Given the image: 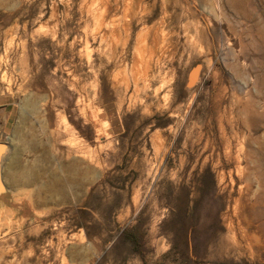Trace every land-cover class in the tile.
<instances>
[{
  "label": "rangeland",
  "instance_id": "rangeland-1",
  "mask_svg": "<svg viewBox=\"0 0 264 264\" xmlns=\"http://www.w3.org/2000/svg\"><path fill=\"white\" fill-rule=\"evenodd\" d=\"M128 1L0 0V264H264V4Z\"/></svg>",
  "mask_w": 264,
  "mask_h": 264
},
{
  "label": "bare ground",
  "instance_id": "bare-ground-1",
  "mask_svg": "<svg viewBox=\"0 0 264 264\" xmlns=\"http://www.w3.org/2000/svg\"><path fill=\"white\" fill-rule=\"evenodd\" d=\"M157 1L158 0H152L151 1L152 3H149L147 0H133V1L130 0V5L131 6L130 5L126 6V4H125V6L128 9L134 8V9L140 11V10H146L150 6H151V8L154 7L156 5ZM170 2H171V0H167L166 2L162 1L161 2V6H160L161 7V11L160 12L161 13H160V17H159L158 21L154 22L150 27H144V29L141 30L139 34H137V38H136L137 47H136V49H134V53L138 52L139 54H141V53L144 52L143 54H146V49H145V51H142L141 53L139 51L144 50L143 48H145V45L147 44V47H148L147 50L149 51V55H147L146 57H147L148 60H151L150 58L153 57L152 56L153 55V51H154L153 49L157 45H160L159 47H161V49L162 48H166L167 46H172V44H173L172 43V35H171L170 31H164V30L161 29L158 32V30H157L158 29L157 25L160 26V25L164 24L166 22V19L168 18L167 17V12H166V4L167 3L170 4ZM221 2H222V6L225 9L232 10L233 12L238 13L239 15H241L243 20H244L243 22L247 23V22L251 21V13L248 10V8H250L252 6V0H221ZM261 2L264 4V0H261ZM175 3L177 4V6L181 5V4H184V2H181V0H177ZM151 11H153V10L151 9ZM151 11H149L146 15L143 14L144 16L139 20L142 25H146L148 23V21H150L152 19V12ZM137 22H138V20H137ZM166 24L170 27L169 30H172V28L174 27L173 26V22H168V23L166 22ZM137 25H138V23H137ZM153 29H156V30L152 31ZM150 32H153V36L150 39V41L148 42V36H149L148 33H150ZM234 35H235V37H237V42L241 46L240 47L241 48V55H243V57L247 56V52H248V48L249 47L253 48V50H254L256 55H259L260 57H262L264 55V22L263 21L260 20L254 26H252L250 28H247L244 32H242L240 34L234 33ZM138 45H142L141 46L142 47L141 50H138ZM143 54L141 56H143ZM138 59L141 60L142 57H140ZM144 62H143V64H144ZM141 63H142V61H141ZM154 63H155V61H154ZM146 66L147 65H145V67ZM256 83H257L258 87L264 88V76L263 77H259V81H257ZM243 87L245 88L246 86L244 85ZM250 108H251V105L244 106L240 110V113H242L244 115H247L248 118H250V120H253L256 123H260V122L262 123L263 122V124L261 125V128H264V114H256Z\"/></svg>",
  "mask_w": 264,
  "mask_h": 264
},
{
  "label": "water",
  "instance_id": "water-1",
  "mask_svg": "<svg viewBox=\"0 0 264 264\" xmlns=\"http://www.w3.org/2000/svg\"><path fill=\"white\" fill-rule=\"evenodd\" d=\"M200 71H201V66L200 65H196L188 74V80H189V85L193 86L194 83L198 80L199 75H200ZM7 148V145L4 143H0V160L2 155L4 154L5 150ZM1 182H0V187H1Z\"/></svg>",
  "mask_w": 264,
  "mask_h": 264
},
{
  "label": "crops",
  "instance_id": "crops-1",
  "mask_svg": "<svg viewBox=\"0 0 264 264\" xmlns=\"http://www.w3.org/2000/svg\"><path fill=\"white\" fill-rule=\"evenodd\" d=\"M11 119V111L9 112H0V122L2 123V128L5 129V127L10 124ZM3 159V157H1ZM0 202H2V198H0Z\"/></svg>",
  "mask_w": 264,
  "mask_h": 264
},
{
  "label": "trees",
  "instance_id": "trees-1",
  "mask_svg": "<svg viewBox=\"0 0 264 264\" xmlns=\"http://www.w3.org/2000/svg\"><path fill=\"white\" fill-rule=\"evenodd\" d=\"M128 239H130V241L134 244V246H138V243H137V241L135 240V238H131V237H129Z\"/></svg>",
  "mask_w": 264,
  "mask_h": 264
}]
</instances>
